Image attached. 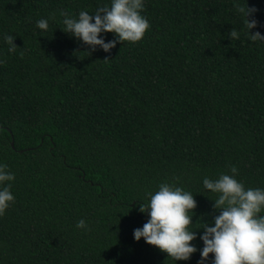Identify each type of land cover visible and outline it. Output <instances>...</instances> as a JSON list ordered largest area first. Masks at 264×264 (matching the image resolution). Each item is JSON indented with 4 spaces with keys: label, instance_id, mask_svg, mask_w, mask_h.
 I'll return each mask as SVG.
<instances>
[{
    "label": "trees",
    "instance_id": "obj_1",
    "mask_svg": "<svg viewBox=\"0 0 264 264\" xmlns=\"http://www.w3.org/2000/svg\"><path fill=\"white\" fill-rule=\"evenodd\" d=\"M106 2L0 0V162L15 176L0 264H173L133 240L146 193L162 181L194 192L198 226L218 214L204 176L235 165L246 188H264V42L247 39L243 0H145L141 40L88 54L61 14ZM245 4L249 32L264 35V0ZM193 230L197 251L175 264H197Z\"/></svg>",
    "mask_w": 264,
    "mask_h": 264
},
{
    "label": "clouds",
    "instance_id": "obj_2",
    "mask_svg": "<svg viewBox=\"0 0 264 264\" xmlns=\"http://www.w3.org/2000/svg\"><path fill=\"white\" fill-rule=\"evenodd\" d=\"M144 7L145 0H107L92 12L82 9L76 16L62 13L63 28L60 29L86 44L88 54L97 47L107 53L118 42L135 43L142 39L150 27L148 19L142 15ZM235 8L243 17L247 39L264 42V35L259 31L249 32L257 25L255 19L247 18L255 9L246 7L245 0ZM50 18L36 20V28L42 30L40 35L48 31ZM109 32L113 38L105 41L104 34ZM228 37L239 39V33L231 29ZM2 38L9 53L16 50L13 35L4 34ZM3 62L0 59V63ZM7 168L0 162V216L15 199L10 190L15 176ZM237 173V167L230 165L227 173L202 178L203 189L215 194L210 200L218 214L212 217L211 224L199 220L198 226H194L198 220L192 221L196 207L194 192L173 183L160 182L155 191L145 194L146 201L139 200L138 211L146 212L148 218L142 226L132 230L133 240L143 238L145 243L165 252L175 264L177 260H188L197 251L190 242L197 238L193 229L199 228L203 231L199 235L202 247L197 264H202L209 253H212L211 264H264V188H246L236 178ZM76 227L88 229L83 218L76 221Z\"/></svg>",
    "mask_w": 264,
    "mask_h": 264
},
{
    "label": "water",
    "instance_id": "obj_3",
    "mask_svg": "<svg viewBox=\"0 0 264 264\" xmlns=\"http://www.w3.org/2000/svg\"><path fill=\"white\" fill-rule=\"evenodd\" d=\"M11 145H13V143L11 142Z\"/></svg>",
    "mask_w": 264,
    "mask_h": 264
}]
</instances>
